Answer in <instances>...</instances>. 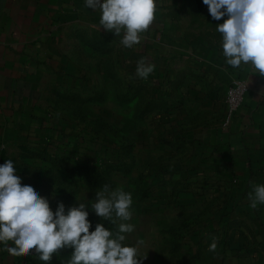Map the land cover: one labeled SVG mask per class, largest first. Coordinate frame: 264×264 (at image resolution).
<instances>
[{
	"label": "rangeland",
	"instance_id": "1",
	"mask_svg": "<svg viewBox=\"0 0 264 264\" xmlns=\"http://www.w3.org/2000/svg\"><path fill=\"white\" fill-rule=\"evenodd\" d=\"M120 39L103 27L59 31L42 79V108L79 146L57 136L52 144L38 125L25 124L6 143L2 164L13 160L22 183L35 185L53 210L61 201L67 210L85 195L92 200L105 184L131 192L136 230L126 242H145L144 264H264V205L252 209L249 200L264 177L243 183L200 152L227 116L242 67L226 65L222 49L214 50L220 43H212L205 59H185L179 71L173 60L176 71L158 67L165 79L152 82L137 76L142 59ZM89 211L90 231L99 222L116 228ZM71 253L61 249L50 262L34 253L28 264H67Z\"/></svg>",
	"mask_w": 264,
	"mask_h": 264
},
{
	"label": "crops",
	"instance_id": "2",
	"mask_svg": "<svg viewBox=\"0 0 264 264\" xmlns=\"http://www.w3.org/2000/svg\"><path fill=\"white\" fill-rule=\"evenodd\" d=\"M99 20L100 12L88 9L84 0H0V164L9 139L25 124L38 125L40 116L46 117L42 79L54 37L74 24L101 29ZM217 23L223 22L211 18L202 0H158L156 19L134 47V57L155 61L168 74L174 71L170 63L177 60L179 71L183 60L205 59L209 44L221 42ZM214 50L221 51L220 45ZM238 75L248 84L246 100L228 127L224 120L215 125L200 152L243 180L252 171L263 178L264 77L248 67L237 70ZM30 258L0 251V264H28Z\"/></svg>",
	"mask_w": 264,
	"mask_h": 264
},
{
	"label": "clouds",
	"instance_id": "3",
	"mask_svg": "<svg viewBox=\"0 0 264 264\" xmlns=\"http://www.w3.org/2000/svg\"><path fill=\"white\" fill-rule=\"evenodd\" d=\"M88 9L100 12L99 27L121 37L120 43L132 49L139 46L156 19L158 0H84ZM208 7L220 34L222 55L232 68H251L264 77V0H202ZM155 66L146 58L138 62L136 74L147 80ZM250 207L264 205V183L254 184L249 193ZM77 201V199H76ZM133 196L123 187L105 184L95 198L77 201L68 207L58 202L55 210L35 185L23 184L11 159L0 164V251L11 257L38 254L50 262L61 249H71L67 264H144L143 240L127 243L135 229ZM91 214L104 222L95 224ZM215 238L209 251H215ZM149 250V249H148Z\"/></svg>",
	"mask_w": 264,
	"mask_h": 264
},
{
	"label": "trees",
	"instance_id": "4",
	"mask_svg": "<svg viewBox=\"0 0 264 264\" xmlns=\"http://www.w3.org/2000/svg\"><path fill=\"white\" fill-rule=\"evenodd\" d=\"M148 78L152 82L157 81V82L163 83L162 80L165 79V75H164V73H162L159 70V68L157 66H155L154 72ZM238 78H241V77H238ZM158 80H161V81H158ZM39 119L40 120L38 121V126L40 127L42 133L45 132L44 134H47L48 136H50V138H52V144H54L53 138L57 136L60 143L61 142H62V144L68 143V145H70V148H72L73 150L78 148V146H79L78 144L80 143V140L77 137L69 136L65 133V131L63 129H59L53 125H50L48 123L47 117H43V118L41 117ZM94 146L97 149L99 145L97 144V146L96 145H94ZM250 177H251V179H250ZM250 177H249V179H246V180H243L240 177L239 178L241 179V182H243V183H246L247 181H251L252 179H255L256 181L257 180L261 181V179H262L261 175L259 176L257 171L256 172H254V171L250 172ZM94 186L95 187H101L100 184H97V183H95Z\"/></svg>",
	"mask_w": 264,
	"mask_h": 264
},
{
	"label": "built area",
	"instance_id": "5",
	"mask_svg": "<svg viewBox=\"0 0 264 264\" xmlns=\"http://www.w3.org/2000/svg\"><path fill=\"white\" fill-rule=\"evenodd\" d=\"M248 89V84L244 79L236 78L233 81L227 96L228 112L223 123L224 127H228L230 125L234 116L243 106Z\"/></svg>",
	"mask_w": 264,
	"mask_h": 264
}]
</instances>
